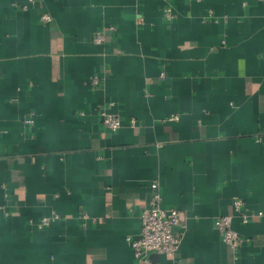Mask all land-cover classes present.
Returning a JSON list of instances; mask_svg holds the SVG:
<instances>
[{"label":"crops","instance_id":"0c3cea01","mask_svg":"<svg viewBox=\"0 0 264 264\" xmlns=\"http://www.w3.org/2000/svg\"><path fill=\"white\" fill-rule=\"evenodd\" d=\"M153 183L183 221L152 264H264V1L0 0V264H138Z\"/></svg>","mask_w":264,"mask_h":264},{"label":"built area","instance_id":"2783aa9c","mask_svg":"<svg viewBox=\"0 0 264 264\" xmlns=\"http://www.w3.org/2000/svg\"><path fill=\"white\" fill-rule=\"evenodd\" d=\"M29 1L33 2V0ZM174 16V10L171 7H167L164 10V17L167 21H172ZM41 21L49 23L51 17L49 15H43ZM94 41L97 44L103 43L105 41V34L98 33L95 36ZM161 77H165L164 73H162ZM98 84L99 79L96 77L93 79L92 85L97 86ZM112 106L113 103H111L109 107H101L99 113L103 124L112 132H118L122 128V119L120 115L110 111ZM33 115V113L26 115L27 123H34ZM178 119L179 115L177 114L172 115L169 118V120ZM132 125H135L134 121L132 122ZM152 188L153 192L149 203L140 213V235L127 238L138 264H152L149 256L151 253L174 257L179 253L181 247L182 237L175 228L181 225L183 214L179 209L165 208L162 206L163 195L161 193L160 184L153 183ZM233 208L234 211L239 214L241 221L245 224L254 216H263V212H253L245 209L244 201L239 198L234 199ZM59 219L60 215L53 212L50 215L42 217L35 224L39 229H44ZM233 219L234 215L232 214L222 215L215 219L214 225L220 233L223 242L237 252L242 237L233 228Z\"/></svg>","mask_w":264,"mask_h":264}]
</instances>
